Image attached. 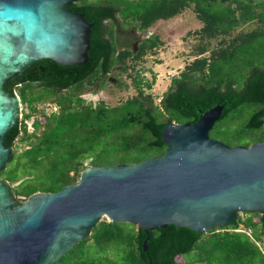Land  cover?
<instances>
[{
  "label": "trees",
  "instance_id": "16d2710c",
  "mask_svg": "<svg viewBox=\"0 0 264 264\" xmlns=\"http://www.w3.org/2000/svg\"><path fill=\"white\" fill-rule=\"evenodd\" d=\"M67 9L92 25L88 62L75 67L35 62L4 87L22 105L4 139L14 156L0 173L16 199L56 193L78 183L89 167L162 156L167 147L161 133L168 122L194 124L216 106L223 109L215 125L235 112L245 115L241 134L254 137H241L236 147L264 140V0H77ZM188 11L201 24L188 33L198 43L195 59L170 80L158 106L142 78L152 69L141 65L164 42L146 33L156 22ZM141 32L147 38L134 52ZM122 73L131 79L134 96L115 106L85 102V93L103 91L111 81L127 89L115 79ZM40 104L55 111L46 114ZM244 215L203 233L171 225L155 229L146 251L143 231L104 219L56 264H264V245H257L264 241V213Z\"/></svg>",
  "mask_w": 264,
  "mask_h": 264
},
{
  "label": "water",
  "instance_id": "95a60500",
  "mask_svg": "<svg viewBox=\"0 0 264 264\" xmlns=\"http://www.w3.org/2000/svg\"><path fill=\"white\" fill-rule=\"evenodd\" d=\"M76 1L0 0V173L14 156L4 139L22 111L5 84L35 62L75 67L89 60L92 25L67 9ZM222 109L208 110L194 124L168 122L162 156L86 168L78 183L56 193L36 192L19 202L1 178L0 264H56L103 218L143 231L146 251L155 229L171 225L203 233L227 226L238 214L264 213V140L230 147L211 139Z\"/></svg>",
  "mask_w": 264,
  "mask_h": 264
},
{
  "label": "rangeland",
  "instance_id": "374dc122",
  "mask_svg": "<svg viewBox=\"0 0 264 264\" xmlns=\"http://www.w3.org/2000/svg\"><path fill=\"white\" fill-rule=\"evenodd\" d=\"M200 25L194 14L188 11L169 20L158 21L147 31L146 34L155 35L164 42L162 47L153 51V55H147L145 57V65H141L143 68L150 67L152 69L150 72L143 73L142 78L144 83L150 84L151 89L146 90V92L153 95L158 106L162 95L170 85V80L177 77L183 67L195 59V48L198 43L188 33L197 30ZM252 27V25L248 26L249 29H252ZM204 56L206 57L208 54ZM115 79L119 80L123 85L127 84L128 88L121 90L109 83L103 91H89L85 93L83 95L85 102L96 104L103 101L108 106H115L135 95L136 91L133 88L132 81L126 74L117 75ZM37 108L43 110L46 114L55 111L53 106H45L44 104L38 105ZM244 116L238 112L231 114L227 119L214 125L209 133V137L223 141L233 147H236V144L241 142L240 139H243L241 137H244L245 140L251 139L250 137L254 136L248 134V132L245 131L241 134L242 127L240 126L243 125ZM27 125L29 130H32V120L28 121ZM89 162V160H86L84 165L89 167ZM22 199L19 198L17 200L22 202ZM239 215L242 219L247 217L244 214ZM104 219L106 218L102 220ZM262 242L258 243L261 247L264 245V241Z\"/></svg>",
  "mask_w": 264,
  "mask_h": 264
},
{
  "label": "flooded vegetation",
  "instance_id": "af4514ba",
  "mask_svg": "<svg viewBox=\"0 0 264 264\" xmlns=\"http://www.w3.org/2000/svg\"><path fill=\"white\" fill-rule=\"evenodd\" d=\"M146 35H149V34H146ZM144 33H140V35H139V40L134 44V52H136L137 51V46L139 45V44H141V43H143L144 42V40L147 38V36H146Z\"/></svg>",
  "mask_w": 264,
  "mask_h": 264
},
{
  "label": "built area",
  "instance_id": "2783aa9c",
  "mask_svg": "<svg viewBox=\"0 0 264 264\" xmlns=\"http://www.w3.org/2000/svg\"><path fill=\"white\" fill-rule=\"evenodd\" d=\"M236 231H241V229H238V230H236ZM246 234H247V235H250V234H251V232H250L249 229L246 230ZM257 245H258V244H257Z\"/></svg>",
  "mask_w": 264,
  "mask_h": 264
}]
</instances>
